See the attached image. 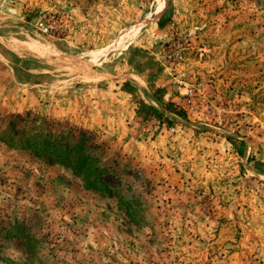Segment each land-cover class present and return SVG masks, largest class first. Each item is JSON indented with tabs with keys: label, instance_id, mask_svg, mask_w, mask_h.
I'll return each mask as SVG.
<instances>
[{
	"label": "rangeland",
	"instance_id": "374dc122",
	"mask_svg": "<svg viewBox=\"0 0 264 264\" xmlns=\"http://www.w3.org/2000/svg\"><path fill=\"white\" fill-rule=\"evenodd\" d=\"M0 264H264V0H0Z\"/></svg>",
	"mask_w": 264,
	"mask_h": 264
},
{
	"label": "trees",
	"instance_id": "16d2710c",
	"mask_svg": "<svg viewBox=\"0 0 264 264\" xmlns=\"http://www.w3.org/2000/svg\"><path fill=\"white\" fill-rule=\"evenodd\" d=\"M11 68L15 76L24 75L27 72V69L22 64L12 63ZM85 135V131H80L78 138L75 141H70L63 133H48L42 138L41 144L62 162L68 164L76 174L88 175L90 178H94L102 169L92 168V165L89 168V154L86 153ZM25 138L27 139L28 137L25 135ZM30 144L32 145L33 143L30 141ZM87 168L90 171H86Z\"/></svg>",
	"mask_w": 264,
	"mask_h": 264
},
{
	"label": "built area",
	"instance_id": "2783aa9c",
	"mask_svg": "<svg viewBox=\"0 0 264 264\" xmlns=\"http://www.w3.org/2000/svg\"><path fill=\"white\" fill-rule=\"evenodd\" d=\"M183 76H185L184 72L179 74V77H183Z\"/></svg>",
	"mask_w": 264,
	"mask_h": 264
}]
</instances>
